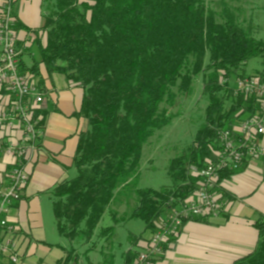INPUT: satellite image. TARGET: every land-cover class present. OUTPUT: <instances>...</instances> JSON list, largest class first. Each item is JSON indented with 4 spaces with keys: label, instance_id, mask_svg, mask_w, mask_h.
Returning a JSON list of instances; mask_svg holds the SVG:
<instances>
[{
    "label": "trees",
    "instance_id": "1",
    "mask_svg": "<svg viewBox=\"0 0 264 264\" xmlns=\"http://www.w3.org/2000/svg\"><path fill=\"white\" fill-rule=\"evenodd\" d=\"M45 3L41 31L47 40L45 46L38 41L32 72L43 64L83 88L76 115L88 125L79 135L76 176L51 191L56 229L71 245L57 264H78L79 245L88 246L85 256L100 248V264H115L116 226L141 220L145 229L130 233L132 249L124 254L130 264L170 213L195 195L200 180L194 168L215 161L217 132L257 113V100L237 96L231 83L246 76L244 67L255 58L262 59L263 69L256 74L264 79V40L254 36L257 28L245 9L227 0H220V7L206 0ZM21 72L29 75L23 63ZM199 76L208 100L204 125L170 160V186L138 188L144 147L172 123V109L194 94ZM233 174L223 172L219 183ZM107 213L114 225L100 228ZM255 223L257 248L238 264H264V214Z\"/></svg>",
    "mask_w": 264,
    "mask_h": 264
},
{
    "label": "crops",
    "instance_id": "2",
    "mask_svg": "<svg viewBox=\"0 0 264 264\" xmlns=\"http://www.w3.org/2000/svg\"><path fill=\"white\" fill-rule=\"evenodd\" d=\"M45 9V0L15 2V29L23 68L44 98L39 111V118L43 120L39 148L27 165L30 181L23 198L14 204L9 214V223L22 238L20 264H57L66 258L71 248L70 243L63 244L67 239L58 233L55 221L52 223L51 191L57 184L76 176L74 157L79 135L88 127L86 119L76 115L82 108L83 88L62 73L49 72L43 64L32 72L39 59L38 41L46 45V34L41 31ZM6 102V90L0 89V104ZM18 136L19 132L0 131V147ZM262 142L264 144V137ZM10 165L11 159L0 153V180L5 178ZM219 189L223 206L220 216L187 221L179 234L164 246L155 264H238L255 252L260 240L255 222L264 214V155L222 179ZM47 214L49 223H46ZM131 249L130 245L126 252ZM95 252L101 254L100 248ZM125 253L122 264L127 262ZM85 257L89 259V255ZM4 264L11 263L5 261Z\"/></svg>",
    "mask_w": 264,
    "mask_h": 264
},
{
    "label": "built area",
    "instance_id": "3",
    "mask_svg": "<svg viewBox=\"0 0 264 264\" xmlns=\"http://www.w3.org/2000/svg\"><path fill=\"white\" fill-rule=\"evenodd\" d=\"M15 2L0 0V89L7 92V102L0 104V131L20 133L15 140L0 147V153L11 159L10 169L0 180V264L21 261L22 238L9 223V214L23 198L30 181L27 165L38 150L42 136L41 120L36 117L35 109H40L44 102L30 76L21 72L22 50L18 47L15 29ZM232 87L237 96L257 100V113L232 129L222 128L217 132L215 161H209L201 169L194 168L200 180L195 195L170 213L130 264H155L164 246L179 234L186 221L219 217L223 212L218 192L222 173H236L264 155V79L257 74L246 75L234 80Z\"/></svg>",
    "mask_w": 264,
    "mask_h": 264
},
{
    "label": "rangeland",
    "instance_id": "4",
    "mask_svg": "<svg viewBox=\"0 0 264 264\" xmlns=\"http://www.w3.org/2000/svg\"><path fill=\"white\" fill-rule=\"evenodd\" d=\"M214 7H220V0H206ZM232 6H241L245 9L244 16L253 20L257 28L254 36L258 40H264V0H227ZM246 74H252L263 69L262 59L255 58L250 60L244 67ZM234 84V79L232 83ZM208 106V100L203 95V77L199 76L194 84V94L188 98H181L175 108L172 109L176 115L172 123L156 136L151 138L150 143L144 147L143 158L140 168V176L137 181L138 188H150L161 190L171 184L168 176V166L171 159L187 149L194 141L197 132L204 125L206 120L205 111ZM125 207V206H124ZM124 207L120 213L125 212ZM51 214V212H48ZM47 214L46 223H49L50 216ZM52 223L54 221L53 212L51 214ZM114 225L111 216L107 213L100 222V228ZM47 230L49 227L47 225ZM145 229V224L141 220H133L128 223H120L116 226L115 239L113 240L118 246L116 252V263L122 264V254L130 248V233L140 235ZM63 244L69 243L63 240ZM112 241L103 242L102 245L107 247ZM70 247V246H69ZM68 247V248H69ZM88 247L77 246L80 256L79 264H98L101 261L99 252H90L89 259L84 255ZM70 249V248H69Z\"/></svg>",
    "mask_w": 264,
    "mask_h": 264
}]
</instances>
